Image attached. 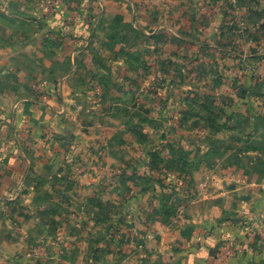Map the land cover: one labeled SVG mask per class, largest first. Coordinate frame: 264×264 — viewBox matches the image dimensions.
Listing matches in <instances>:
<instances>
[{
    "label": "rangeland",
    "instance_id": "obj_1",
    "mask_svg": "<svg viewBox=\"0 0 264 264\" xmlns=\"http://www.w3.org/2000/svg\"><path fill=\"white\" fill-rule=\"evenodd\" d=\"M68 1L73 3L78 18L88 22L92 15L87 28L91 32L90 39L86 44H79L80 49L83 44V48L89 50L82 53L86 54L82 63L90 70L84 79L85 82L88 79V83L79 85L80 90L84 88L81 92H91V104L97 105L101 85L105 87V84L98 85L95 80L113 77L116 93L131 94L125 99L104 102L100 110L108 113L103 116L98 117L95 110H89L86 121L105 126L95 133V145L86 152L87 155L83 153V159H89V162L61 165L66 170L65 175L71 178L57 183L56 187L63 194L53 196L51 202L45 201V197L44 202L51 207L61 206L55 214L63 222L60 233L63 237L72 233L93 241L91 245L80 244L82 252L74 253L73 260L68 257L67 264H123L122 252L131 259L135 255L146 256L162 245L163 238L150 231L145 223L151 219L153 206L164 215L169 207H178L174 213L178 223L179 216H183L180 209L186 201L197 199L202 189L212 192L217 186L215 174L220 170L230 171L228 164L235 159L232 155H246V150L234 152L219 148L214 141L218 136L211 123L220 124L214 113L221 108L220 103L227 104V99H215V81L222 82L226 78L230 86L234 76L231 63H240L234 70L241 76H262V67L253 68L247 63H264V4L222 0L217 4L192 5L172 0L165 6L150 1L149 6L155 13L165 14L157 25L153 22L150 28L144 29L146 33L156 29L158 39L152 47L145 32L143 37L119 36L116 30L120 27L119 14L105 15V0H93L95 6L91 14L87 10V1ZM67 5L70 4L64 3ZM250 7L255 8V15ZM168 26L184 34L185 38L175 36L167 30ZM200 29L207 35H197ZM96 63L111 66L101 69ZM124 63H127L126 67ZM237 90L241 88L238 86ZM263 91L261 87L257 93ZM228 102L232 105V101L228 99ZM110 105L117 107V112L111 110L110 113ZM227 135L224 132L219 137L225 139ZM115 136L121 137L125 145L119 147L113 142ZM136 139L144 143L138 147ZM140 167L143 176L140 173V176L134 173L126 179L119 176L126 169L130 173L140 172ZM137 188L143 196L134 194ZM119 189L125 194L121 195ZM21 209L14 207L13 211L0 204V249L6 253H24L28 249L25 242L15 243L25 238L26 232L33 237L42 235L34 223L41 220L53 224L50 223L55 217L53 212L48 215ZM48 229L53 230V227ZM60 234L48 231L47 235L59 237ZM86 245L88 254L84 253ZM62 247L66 249L69 245ZM51 248L47 247L48 252ZM30 249L37 255L43 251L39 246ZM22 262L19 264H61L40 255Z\"/></svg>",
    "mask_w": 264,
    "mask_h": 264
},
{
    "label": "crops",
    "instance_id": "obj_2",
    "mask_svg": "<svg viewBox=\"0 0 264 264\" xmlns=\"http://www.w3.org/2000/svg\"><path fill=\"white\" fill-rule=\"evenodd\" d=\"M84 1H87V10L91 14L94 1ZM150 1L165 6L172 2L105 0L103 12L105 15L119 14L120 27L116 29L119 36L143 37L145 32L153 47L158 39L156 29L149 33L144 29L150 28L153 22L157 25L165 14L155 13L149 6ZM178 1L208 5L222 0ZM235 1L238 2H232ZM239 1L264 4V0ZM64 3L70 5L64 6ZM73 8V3L68 0H0V204L11 210L23 206V212H46L48 215L53 212L52 216H55L53 222L50 221L52 225L41 220L33 224L42 233L39 237L26 232L25 238L15 241L28 245L24 253H6L0 249V263H26L40 255L67 264L68 257L73 260L74 253L82 252L80 244L93 243L87 237L78 238L72 233L63 237V222L55 214L61 206L51 207L44 199L47 197L45 201L51 202L53 196L63 194L56 187L57 183L71 177L65 175L66 170L61 165L89 162V159H83V153L87 155L86 152L95 145L98 129L105 128L100 122L86 121L89 110H95L98 117L103 116L108 113L100 110L104 102L125 99L131 93H116L113 77L95 80L98 85L105 84V87L100 84L103 88L97 105L91 104V92H81L84 88L80 90L79 85L88 83V79L86 82L84 79L86 72H90L88 65L82 63L86 55L82 53L89 52L83 44L90 39L91 32L87 28L92 15L87 22L78 18ZM250 10L255 15V8L250 7ZM166 28L175 36L185 38L172 27ZM201 29L202 34L197 35L206 36ZM83 37L88 39L82 40ZM80 42H83L81 49ZM96 64L106 69L107 63ZM231 64L234 76L230 86L226 78H221L222 82L215 81V99H227V104L220 103L221 108L214 113L220 124L211 123V126L218 136L214 141L219 148L234 152L243 149L246 155H232L235 159L228 164L230 171L220 170L215 174L217 186L212 192L202 189L197 199L187 200L180 209L183 216L177 218L178 223L174 219L178 207H169L164 215L155 211L153 206L151 219L145 223L150 231L163 238L162 245L146 256L135 255L131 259L122 252L123 264H264V91L257 93L258 89L264 88V71L260 77L241 76L234 70L240 63ZM247 64L264 69V63ZM123 66L126 67L127 63ZM110 107V113L117 112V107ZM224 132L228 133V138L219 137ZM113 139L119 147L125 145L121 137ZM136 140L138 147L144 143ZM141 168L140 172L133 173L126 169L119 176L123 175V179L134 173L143 176ZM119 192L125 194L124 190L119 189ZM134 194H139L138 188ZM50 226L53 230L48 229ZM48 231L61 234L52 237L47 235ZM65 244L69 248H63ZM88 245L86 254L89 253ZM31 246H39L43 251L37 255ZM47 247L52 250L48 252Z\"/></svg>",
    "mask_w": 264,
    "mask_h": 264
},
{
    "label": "trees",
    "instance_id": "obj_3",
    "mask_svg": "<svg viewBox=\"0 0 264 264\" xmlns=\"http://www.w3.org/2000/svg\"><path fill=\"white\" fill-rule=\"evenodd\" d=\"M262 26L264 27V23L262 24Z\"/></svg>",
    "mask_w": 264,
    "mask_h": 264
}]
</instances>
